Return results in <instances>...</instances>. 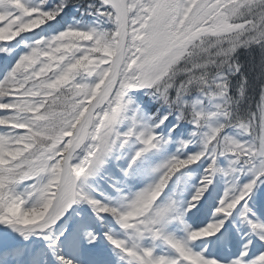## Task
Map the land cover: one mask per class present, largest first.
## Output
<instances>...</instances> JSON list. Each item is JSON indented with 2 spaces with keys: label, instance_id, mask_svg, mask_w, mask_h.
<instances>
[{
  "label": "snow or ice",
  "instance_id": "obj_1",
  "mask_svg": "<svg viewBox=\"0 0 264 264\" xmlns=\"http://www.w3.org/2000/svg\"><path fill=\"white\" fill-rule=\"evenodd\" d=\"M0 264H264V0H0Z\"/></svg>",
  "mask_w": 264,
  "mask_h": 264
}]
</instances>
